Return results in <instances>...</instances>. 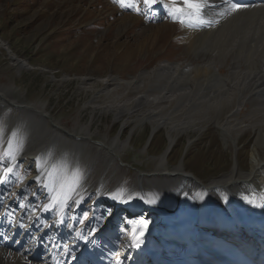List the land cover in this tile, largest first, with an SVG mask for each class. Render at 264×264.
Listing matches in <instances>:
<instances>
[{
	"label": "rangeland",
	"instance_id": "obj_1",
	"mask_svg": "<svg viewBox=\"0 0 264 264\" xmlns=\"http://www.w3.org/2000/svg\"><path fill=\"white\" fill-rule=\"evenodd\" d=\"M119 1L137 8L146 6L145 3L140 5L141 0ZM122 22H127L128 25L123 26ZM164 22L165 24H155L154 21L148 22L146 18L138 16L137 12H123L117 0H0V94L4 91V94L8 95H5V98L12 97L18 101L15 103H24L30 108L23 110L17 105L7 104L3 109L0 117V154L5 150L12 154L15 141L24 139L26 144L20 149L25 156L30 155L35 149L36 142L45 137V135L38 137L40 135L35 127L28 128L27 120L33 119L31 116L35 115L38 121H44L42 118H45L43 114H37L33 107L49 114L53 118L52 122L81 137L70 140L73 146L60 141L50 147L49 152L41 151L38 161H32L30 157L19 161L14 166V172L9 174L6 182H0V186L10 191L12 195L30 177L38 175L40 165H48L47 169L50 168L52 173L53 170L59 169L58 174L79 168L83 172V180L76 199L87 197L88 200L78 213L77 210L74 211L76 201H67L65 208L67 220L73 219V223L77 221L75 224L77 231L73 232L70 240L76 239L77 242H84L86 245L104 230L109 235L116 232L111 228L119 229L117 232L122 234L124 232L125 235L129 232H137L135 236L147 235L151 232L153 223L155 224V216L148 211L150 206L147 204V208L144 204V196L146 195L150 203L158 208V205L162 204L158 202L161 195L164 196L163 199L169 195L173 197L178 195L177 185L181 183L179 175L183 174L184 177L187 174L192 175L197 178L199 186L207 188L203 197L200 191L196 193L200 196L197 201L200 202L201 213H198L205 216L206 222L204 226V218L201 216V229L204 226L203 234L208 236V241H203L210 243L211 248L216 247L217 251L221 249L220 241H223L227 251L230 244L236 247L240 243H246L240 240L238 241L240 243L234 242L230 236L225 237V240L232 241L227 245L224 238L218 237L221 228L237 229V224L233 219L234 225L229 222L226 214L230 211L222 197L220 198L221 193L216 189H208L211 186L209 184L232 175L236 170L243 174L251 170V154L255 147V137L259 132L258 126L254 127V124L262 120L250 105L246 104L248 108L238 107L239 100L235 99L233 109L234 111L241 109L242 122L235 127L234 133L232 132V139L227 137L228 145L224 142L219 126L230 116L232 107L224 109L219 114L213 112L206 119L194 115L192 127L183 132L180 128L175 129L179 132L175 135L177 141L168 151L170 130L161 127L155 132L154 123L161 117L166 119L168 113H162L161 117L154 115L152 119L141 121V116L147 114L150 109L160 107L161 104H141L137 108L134 107L137 98L157 94L152 91L155 77L147 79L140 88H137L136 78L143 72L152 71L164 64L188 65L195 62L197 65L201 64V60L196 59L189 51L185 42L187 36L185 35L184 39L180 22L163 19L159 23ZM186 30L185 27L184 32ZM19 59L27 60L29 65ZM229 60L220 67L224 75L231 70ZM15 64L19 67L17 68ZM111 91L115 94L109 96ZM116 96L119 100L115 101ZM1 101L4 102V99ZM110 102L115 105H126L132 110L117 118L109 109ZM178 104L179 101L171 103L170 106L177 108ZM172 111L174 112V109ZM186 112L185 120L197 111L191 106ZM178 114L180 115V112ZM45 121L50 130L56 128L52 122L47 123V119ZM169 126L171 127V124ZM261 127L260 133L264 140V127L262 125ZM153 130L155 135L152 134ZM58 134L68 138L59 132ZM70 135L75 138L73 134ZM102 142L104 147L106 145L117 149L118 158L113 161L114 163H107L106 151L99 144ZM256 148L263 158L264 147ZM59 150H62V153H58ZM166 153L168 158L163 166L162 157ZM7 162H9L7 159L0 160V178ZM164 169L172 172V177H164ZM48 173L49 170H46L45 174L39 177L42 180L45 177L47 179L42 182L41 189L36 188V193H31L36 183L24 191L20 203L25 207L21 213L27 209L29 200H34L36 208L39 209L50 203V189L54 185V176L50 181ZM106 189H109L110 193L116 191L111 195L118 197L116 201L124 194L133 196L134 193H138L128 211L132 218L129 217L128 220L126 214L119 213L117 217H113L112 222L108 221L106 227L104 222L109 218L112 206L110 193L107 198ZM243 189L240 193L244 191ZM101 191L103 195L99 194ZM92 195L93 199L102 197V202L95 207L91 206ZM211 201L214 205H210ZM19 207H15L14 212ZM170 208L173 210L175 206ZM219 209L225 213L226 222H221L220 212L217 211ZM44 213L46 218L52 219L61 212L57 206L55 209L45 210ZM75 213L77 216L81 213L80 218L74 215ZM95 216L98 217L96 222ZM218 221L221 223L220 226ZM144 230L147 231L141 235L139 232ZM150 240L151 238L147 239L148 243ZM200 240L202 241V238ZM103 242L107 243V240ZM241 247L243 246L239 245V248ZM238 252L242 253L241 250ZM214 253L219 255L217 252ZM230 253L235 256L237 254ZM207 259L212 260L209 257ZM147 261L146 258L145 262L149 264Z\"/></svg>",
	"mask_w": 264,
	"mask_h": 264
},
{
	"label": "bare ground",
	"instance_id": "obj_2",
	"mask_svg": "<svg viewBox=\"0 0 264 264\" xmlns=\"http://www.w3.org/2000/svg\"><path fill=\"white\" fill-rule=\"evenodd\" d=\"M128 1L133 2V0H126V2ZM160 1L162 0H158V3ZM202 2L207 3L208 0H202ZM170 3L171 1L164 0V2H160L156 6L164 9L165 15L170 17L168 9L165 7V5H170ZM224 3H226L225 0H211L213 7L206 9V12L207 19L213 22L208 26H201L195 23V21L190 22L187 18L184 19L187 29L185 31V35L187 36L185 42L195 58L201 60V64L196 65L195 62L188 63V65L180 63L164 64L152 71L147 70L148 72H143L141 76L136 78L138 79L135 81L137 88L142 87L147 82V79L155 77L152 91L157 94L153 96L147 94L149 96L137 98L135 102L136 106L134 107L137 108L141 104H161L160 107L158 106L154 110L150 109L147 114L141 116V121L152 119L154 115L161 117L162 113H168L166 119L161 117V119L154 121L156 125L155 132L161 127H167L170 130L168 133V151L177 141V136L175 135L179 134V132L175 129L180 128V131L183 132L192 127L194 125L192 121L194 115L201 119H206L213 112L219 114L224 109L232 107L233 111L229 113V118L227 117L225 123L221 122L219 126L224 142L228 145L227 137L232 139V132L234 133L235 127H238L239 123L242 122L241 109L238 111H234L233 109L234 100H239L237 103L238 107H247L246 104H248L257 113V116L262 121L257 122V124L253 123L254 127L258 126L259 132L255 137V147L251 154V170L246 174L245 172L243 174L236 170L232 175L226 176V178L222 177L214 181V183L209 184L211 186L208 189H216L221 193L220 198L222 197L225 205L228 207L230 211L228 214L235 220L237 224L236 228L242 229L245 233L240 241L251 246V248L247 247L244 253L249 256L256 254L254 256L257 259L256 264H259L257 254H261L263 245L260 242L259 231H254L251 228V224L254 217L264 218V207L257 206L261 202H264L261 200V197H264V157L262 158L256 148V146L264 147L263 136L260 133L261 125L264 127V4L256 2L255 5L246 6L239 11H235L233 8L225 10L223 8ZM127 22H122V25H128L126 24ZM228 59L231 61V70L224 75L220 67ZM244 67H246L245 70L243 69ZM181 77L184 79L180 80ZM133 84L135 85V83ZM111 92L109 96L115 94L114 91ZM2 96L3 94L1 93L0 99ZM6 96L8 95L6 94ZM4 99L7 101V98L4 97ZM116 100H119L118 96L115 97ZM177 101L180 103L178 104L179 106L172 108L170 104ZM186 102L187 104H185ZM189 104L190 106L188 107ZM5 106L7 105L5 104ZM191 106L197 112L185 120L184 113L187 110L189 111ZM3 109L4 107L0 103V116ZM109 109L115 113L117 118L132 110L126 105H115L111 102ZM173 109L174 112L172 111ZM33 110L37 111L39 115L43 114L45 118H42L44 121H38L35 115L31 116L33 119L27 120V123H29L28 128H36L37 133L40 135L37 136L41 138L45 135V137L36 142L34 151L27 156L20 149V147L26 144V141L24 139H17L12 152L14 160L7 162L5 165L6 169L16 166L19 161L26 160V157H30L32 161L40 160L38 158L41 151L43 153L49 152V148L60 141L65 142L68 146H73L70 143L71 139H81L73 131L65 129L56 122H52L53 118L49 114H46L44 111H38L36 107H33ZM179 112L180 115L178 114ZM175 118H179V120H175ZM45 119H47V123L52 122L56 128H51L52 130H50L47 127ZM170 124L171 127L169 126ZM63 131L69 135L73 134L75 138H72L71 135H66ZM58 132L68 138L61 137ZM155 134L153 130V135ZM234 142L236 143V139ZM99 144L106 151L107 163H112L118 158L116 148H109L106 145L104 147L103 142ZM58 153H62V150H59ZM168 153L162 157L161 165L163 166L167 162ZM47 168L48 165H40L38 167V175L30 177L26 184L12 195H10V191L0 186V264H84L83 259L86 258L88 253L93 254V256L95 255L94 260L97 264L102 263L104 259H106V262L110 261L112 264H146V258L148 261L151 259L153 250L150 248L147 249L144 255L139 257V262L136 259L135 263H127V259H124L121 263L120 259L111 257L112 243L108 238L118 237L117 232L109 235L104 230L86 245L84 242H77L76 239L70 240L73 232L77 231L75 227L77 221L73 223V219H71L66 224L67 206L58 216L53 217V220L46 218L44 213L45 206H48L49 203L45 204L42 209H39L36 208L34 200H29L27 202V209L21 213L23 207L20 206V202L24 191L28 190L30 185H34L35 183V189L31 193H36L37 187L41 189L42 182L47 178L45 177L42 180L39 177L44 175L46 170H50V168ZM6 169L4 170L6 171ZM55 172L53 170L55 182H59L61 176L66 173L58 174V172ZM163 172L164 177H172V172L170 173L168 169H164ZM178 177L181 181L177 185L178 195L175 197L171 195L167 196L162 200L163 203L158 205V208L145 197L147 204L150 206L149 210L155 216V224L147 235L135 236L138 239V244L141 245V249L146 247V241L152 235L164 236L169 231H172L179 235V239H182L181 236L184 235V232L181 228L188 229L190 233L191 231L195 232L196 235L201 232V216L197 214L201 208L199 206L200 202L197 201L200 199V196L196 195V193L200 191L203 197L204 190L207 188L199 186V182H196L197 178L192 175L187 174L184 177L182 174ZM233 179H236V181ZM101 185L103 186L104 183L102 182ZM242 188H244L245 192L240 193ZM140 189L144 193L141 185ZM78 194L77 192L72 201H76V197L79 196ZM99 194L103 195L104 193L101 191ZM15 195L17 196L15 197ZM131 196L132 194L122 195L111 207L112 211H114V207H118V211L122 210L129 203L128 199ZM246 197L248 199H245ZM96 199L101 201L102 197L98 196ZM249 199L253 200V203H249ZM189 204L192 205L188 206ZM170 206H175V209H185L191 212H187L186 219L180 220L181 215L175 214V212L172 214L170 212L172 208L169 209ZM15 207H19L16 212H14ZM115 215L117 216V213ZM178 222L182 224L177 226ZM173 229H176V231ZM231 238L235 239V237ZM104 240H107V243H104ZM203 243V239L202 241L199 239V244ZM200 254H203V252L200 251ZM212 255L215 258L219 256L214 252ZM226 262L228 263L229 261ZM149 264L153 263L149 262Z\"/></svg>",
	"mask_w": 264,
	"mask_h": 264
},
{
	"label": "snow or ice",
	"instance_id": "obj_3",
	"mask_svg": "<svg viewBox=\"0 0 264 264\" xmlns=\"http://www.w3.org/2000/svg\"><path fill=\"white\" fill-rule=\"evenodd\" d=\"M143 3H145L149 7H153L157 5L158 0H143ZM165 7L168 9V15L172 17L174 21H178L180 23H184L185 18H187L190 22L195 21V23L201 26H208L213 22L207 19L206 12V9H211L213 7V5L211 4V0H208L207 3L202 2V0H171L170 5H165ZM242 7L245 6L234 4L233 10L239 11ZM4 159L12 161L14 160V156H12L10 151L5 150L2 154H0V160ZM55 171L59 172L60 170L56 169ZM6 172L13 173L14 166L8 167L6 169ZM52 176L53 173L49 172L48 179L50 181L52 180ZM82 180L83 172L79 168H76L73 171L63 174L59 182L53 181L54 186L50 189V203L48 206H45V210L55 209L57 206H59L60 212H63L64 208L67 206L66 202L69 200H73L74 195L81 187ZM45 187H48V185H45ZM112 198L117 199L118 197L113 196ZM245 199L248 198L246 197ZM261 200L264 201V197H261ZM248 202L253 203V200L249 199ZM20 206L25 207V205L23 204H21ZM257 206L264 207V202H261ZM9 215H11V213H9ZM77 234L79 235V233ZM133 239L135 243V235Z\"/></svg>",
	"mask_w": 264,
	"mask_h": 264
}]
</instances>
